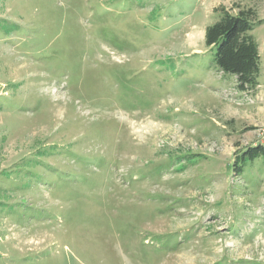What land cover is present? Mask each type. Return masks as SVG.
Here are the masks:
<instances>
[{
  "label": "rangeland",
  "instance_id": "1",
  "mask_svg": "<svg viewBox=\"0 0 264 264\" xmlns=\"http://www.w3.org/2000/svg\"><path fill=\"white\" fill-rule=\"evenodd\" d=\"M251 8L260 75L204 45ZM264 0H0V264H264Z\"/></svg>",
  "mask_w": 264,
  "mask_h": 264
},
{
  "label": "trees",
  "instance_id": "2",
  "mask_svg": "<svg viewBox=\"0 0 264 264\" xmlns=\"http://www.w3.org/2000/svg\"><path fill=\"white\" fill-rule=\"evenodd\" d=\"M216 19L204 29V45L215 49L212 61L224 75L235 77L236 88L242 92L254 90L258 85L260 56L258 45L251 36L259 24L251 8H238L233 15L224 8L214 10ZM256 162L264 163V146H249L236 153L231 165L236 175Z\"/></svg>",
  "mask_w": 264,
  "mask_h": 264
}]
</instances>
